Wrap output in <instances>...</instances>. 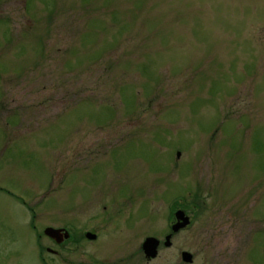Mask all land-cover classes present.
Masks as SVG:
<instances>
[{
	"label": "rangeland",
	"instance_id": "obj_1",
	"mask_svg": "<svg viewBox=\"0 0 264 264\" xmlns=\"http://www.w3.org/2000/svg\"><path fill=\"white\" fill-rule=\"evenodd\" d=\"M44 225L101 264H264V0H0V264H78Z\"/></svg>",
	"mask_w": 264,
	"mask_h": 264
},
{
	"label": "flooded vegetation",
	"instance_id": "obj_2",
	"mask_svg": "<svg viewBox=\"0 0 264 264\" xmlns=\"http://www.w3.org/2000/svg\"><path fill=\"white\" fill-rule=\"evenodd\" d=\"M174 196L175 197L170 198V203H169V206L171 207V209H170V215L171 216H169V219H167V222H166L168 231H166L162 235V237H157V238L154 237V236H151V235H147V236H151L154 239H158L159 240L158 244H157V247H156L157 252H156L155 256L147 258L143 254L144 252L141 249V243L144 242V239L147 238V236L143 237V241L140 242L139 247H140V250L142 251V256H143V258H144V260L146 262H149L150 260L156 259V257L158 256L159 248L162 247V248L168 249V247H170V245H171V240H172L171 238L175 234L178 233L179 229H182V228H179L176 232H173L172 231L173 229L171 228V226L175 225L176 222H177L176 221L177 219L174 217V213L177 211V209H182V207H183V206H181V201H182V198H183L181 196V194H179V193L177 194L176 193V195H174ZM182 211L185 213L184 209H182ZM178 222H179V220H178ZM32 226H34V225L32 224ZM44 227H50V226L44 225L42 227V229H41V233H43L42 230H43ZM51 227L56 229V230H59V232L57 234L55 233L56 236H54L52 238L46 237V235H45V237L47 238V240L49 241L50 244L56 245L57 248H61V247H63V245L68 244L69 248L67 247V249L66 248L64 249V250H66L68 252L69 251H73V249H78V254L80 255L78 264H101L100 260H98L97 258L92 257L93 259H90V258L88 259L85 249H81L80 250V245L82 243H83V246L86 244V243H84V241H88V242L94 243V241L97 240L99 232H97L96 227H93L90 230H88V229L83 230V233H81V235L76 234V232H73V234H72L70 231L67 230V227H65L64 225H62V226H51ZM63 229L66 230L67 233H69V235H67V237L63 236L65 234V233H63ZM88 232H89V234L94 235V239H88L85 236V234L88 233ZM168 235H169L168 245H166L167 243L164 245V243L166 241L165 237L168 236ZM39 237H41V235L37 236V238H39ZM81 241H82V243H81ZM37 244H38V242H37ZM38 249H39V254L38 255L41 257V259L40 258L39 259L41 261H43L42 260L43 256H41L42 255V252H41L42 250L46 251V253H48L51 256L52 255L55 256L56 254H58L57 253V249H54L53 247L49 248L47 246H42V248H41V246L39 245ZM182 251L183 250L180 251L179 255H181ZM180 258H181V256H180ZM106 263L109 264L108 262H106ZM114 264H116V263H114Z\"/></svg>",
	"mask_w": 264,
	"mask_h": 264
},
{
	"label": "water",
	"instance_id": "obj_3",
	"mask_svg": "<svg viewBox=\"0 0 264 264\" xmlns=\"http://www.w3.org/2000/svg\"><path fill=\"white\" fill-rule=\"evenodd\" d=\"M176 156H179L178 152L175 153ZM174 217L177 219L176 221V224L171 226V228L173 229L172 231L173 232H176L179 228H185L186 225H188V222H189V217H187L186 215H184V213L182 212L181 209H177V211L174 213ZM179 220V222H178ZM59 232V230H56L54 228H44L43 229V233L46 234L47 237L49 238H52L54 236H56V234ZM56 233V234H55ZM65 234L63 235L64 237H67V233L64 232ZM85 236L88 238V239H94V235H91L88 233L85 234ZM169 238V235L165 237L166 241L164 243V245H168V239ZM158 239H154L152 238L151 236H147V238L144 239V242L141 243V249L142 251L144 252V256L145 257H154L157 250H156V247H157V244H158ZM181 259H183L186 263H190V261L192 260L191 259V254L187 253V252H184V250L181 252Z\"/></svg>",
	"mask_w": 264,
	"mask_h": 264
}]
</instances>
